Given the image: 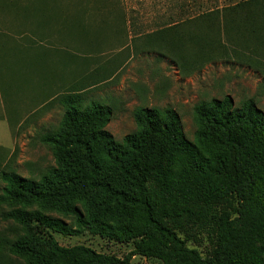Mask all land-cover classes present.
<instances>
[{
    "label": "rangeland",
    "instance_id": "374dc122",
    "mask_svg": "<svg viewBox=\"0 0 264 264\" xmlns=\"http://www.w3.org/2000/svg\"><path fill=\"white\" fill-rule=\"evenodd\" d=\"M0 33L3 87L26 103L13 123V149L0 153V264H25L13 244L42 236V227L30 232L12 217L18 211L58 221L64 232L50 233L62 247L119 259L132 251L92 231L97 211L83 198L70 213L8 201L3 173L44 183L62 172L49 140L63 133L68 99L83 110L111 108L106 130L118 143L139 132L136 116L145 109L161 119L174 111L198 148V107L229 96L236 108L253 101L264 112V0H0ZM210 217L175 225L203 257L217 241V216ZM110 224L126 225L115 216ZM131 264L161 262L137 256Z\"/></svg>",
    "mask_w": 264,
    "mask_h": 264
},
{
    "label": "trees",
    "instance_id": "16d2710c",
    "mask_svg": "<svg viewBox=\"0 0 264 264\" xmlns=\"http://www.w3.org/2000/svg\"><path fill=\"white\" fill-rule=\"evenodd\" d=\"M65 104L63 133L49 140L62 172L44 183L3 173L8 201L70 213L83 198L97 211L88 221L92 231L132 251L119 259L85 246L62 247L50 233L64 232L58 221L18 211L16 221L43 233L13 244L15 256L25 264H131L137 256L161 264H264V112L253 101L236 108L227 96L198 107L199 148L172 110L164 119L155 110L141 111L139 132L118 143L106 130L111 108L83 110L72 99ZM214 213L216 246L203 257L175 225H200ZM113 216L126 225L113 227Z\"/></svg>",
    "mask_w": 264,
    "mask_h": 264
},
{
    "label": "crops",
    "instance_id": "0c3cea01",
    "mask_svg": "<svg viewBox=\"0 0 264 264\" xmlns=\"http://www.w3.org/2000/svg\"><path fill=\"white\" fill-rule=\"evenodd\" d=\"M3 35L0 33V37ZM2 47L3 44H0V52H2ZM35 95L37 97H43L42 90ZM30 98L32 99V96ZM25 105L26 103L23 106H19L14 101L12 93L4 89L0 77V153L2 151L10 152L13 149L15 145L13 123H16L15 119L17 120V114L23 110Z\"/></svg>",
    "mask_w": 264,
    "mask_h": 264
}]
</instances>
